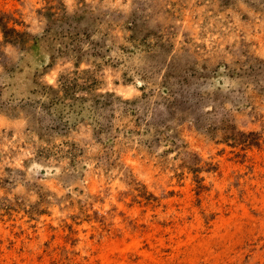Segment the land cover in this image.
<instances>
[{"label": "rangeland", "instance_id": "obj_1", "mask_svg": "<svg viewBox=\"0 0 264 264\" xmlns=\"http://www.w3.org/2000/svg\"><path fill=\"white\" fill-rule=\"evenodd\" d=\"M0 264H264V0H0Z\"/></svg>", "mask_w": 264, "mask_h": 264}, {"label": "bare ground", "instance_id": "obj_2", "mask_svg": "<svg viewBox=\"0 0 264 264\" xmlns=\"http://www.w3.org/2000/svg\"><path fill=\"white\" fill-rule=\"evenodd\" d=\"M107 262H108V260H107Z\"/></svg>", "mask_w": 264, "mask_h": 264}]
</instances>
